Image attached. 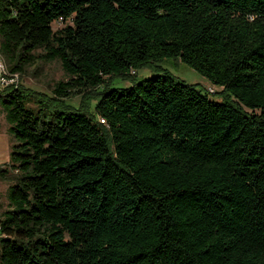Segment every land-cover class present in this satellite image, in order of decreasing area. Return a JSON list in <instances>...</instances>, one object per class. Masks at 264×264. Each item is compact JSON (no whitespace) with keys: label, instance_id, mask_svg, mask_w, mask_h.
Segmentation results:
<instances>
[{"label":"trees","instance_id":"16d2710c","mask_svg":"<svg viewBox=\"0 0 264 264\" xmlns=\"http://www.w3.org/2000/svg\"><path fill=\"white\" fill-rule=\"evenodd\" d=\"M0 54L68 77L0 93V264H264V0H0ZM171 58L219 101L167 73L111 87ZM87 89L92 113L63 106Z\"/></svg>","mask_w":264,"mask_h":264},{"label":"rangeland","instance_id":"374dc122","mask_svg":"<svg viewBox=\"0 0 264 264\" xmlns=\"http://www.w3.org/2000/svg\"><path fill=\"white\" fill-rule=\"evenodd\" d=\"M69 24V23H66ZM66 24H53L54 30L63 27ZM39 54V52L37 53ZM167 73L177 81L185 85H192L201 93L208 92L216 101H219L217 93L220 89L213 87L210 82L197 71L183 64L179 59L171 58L159 62L151 63L138 69L134 75L125 78H110L111 87L116 89H127L132 84L142 82L154 74ZM68 77L62 71L60 64L54 62H42L36 60L33 66L25 68L19 74H13L10 71V65L0 54V93L4 87L9 85L20 86L32 95H45L47 98L53 97L54 86L59 82H67ZM100 92V90H99ZM99 99L97 90L87 89L79 94L71 95L63 100V106L73 110L83 109L87 113H92L97 100ZM14 144L13 136L8 132V125L5 115L0 106V170L7 169L10 164V153ZM9 181L0 180V220L3 214L8 210V188Z\"/></svg>","mask_w":264,"mask_h":264},{"label":"built area","instance_id":"2783aa9c","mask_svg":"<svg viewBox=\"0 0 264 264\" xmlns=\"http://www.w3.org/2000/svg\"><path fill=\"white\" fill-rule=\"evenodd\" d=\"M133 73V72H132ZM134 74V73H133Z\"/></svg>","mask_w":264,"mask_h":264}]
</instances>
